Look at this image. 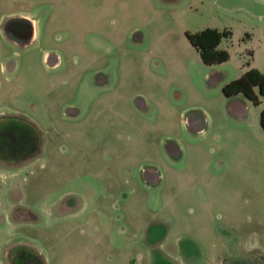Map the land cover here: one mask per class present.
<instances>
[{"label":"rangeland","instance_id":"374dc122","mask_svg":"<svg viewBox=\"0 0 264 264\" xmlns=\"http://www.w3.org/2000/svg\"><path fill=\"white\" fill-rule=\"evenodd\" d=\"M44 1L67 10L51 4L41 36L2 34ZM207 26L230 29L227 60L206 64L187 38ZM251 64L264 66V0H0V115L40 135L35 154L0 161V264L23 248L37 264H264L262 159L218 175L213 143L185 126L203 107L220 116V84ZM171 142L198 146L177 166L204 179L177 192L174 220Z\"/></svg>","mask_w":264,"mask_h":264},{"label":"crops","instance_id":"0c3cea01","mask_svg":"<svg viewBox=\"0 0 264 264\" xmlns=\"http://www.w3.org/2000/svg\"><path fill=\"white\" fill-rule=\"evenodd\" d=\"M51 4H54V9L56 8L55 6H58L60 8L65 7L67 10L65 3H46V1H44L41 6V11L44 12H40L37 19L29 16L28 13H30V11H25L28 13L18 14L24 16L30 21L32 27L31 40L36 36H41L40 25L42 19H45V23H47L48 20L56 18V13L53 12V14L50 15L46 10L51 6ZM35 19L38 20V27L36 26ZM220 43L218 44L219 48H221ZM57 49L60 48H43V60H46L47 55H49L52 51H56V53H54L55 64L52 66H56L53 68H62V62L64 61L62 57L65 56V52L64 50L60 49V51ZM250 66L257 67L264 72V66H260L258 64H251ZM247 67L249 66L243 67L241 65L236 72L237 74H234L235 77L241 74ZM213 79L217 78L213 77ZM220 85L222 90L223 84L221 83ZM223 98L220 116L217 114L213 115L210 110L208 111L206 107H203L202 109L200 108V112L197 113L198 115L191 116L188 121H185V126L188 130L193 131L195 135L199 134L204 141L208 140L213 143V146L210 148L216 155L213 160L214 166L217 169L216 174L221 175L222 172L226 170L227 175H231L237 172L240 167H243V172H245L246 175L248 173L249 175L247 176H250V166L254 167L257 160L255 158V153L259 154L262 162L264 163V129L260 124V111L264 106V98L260 96V102L257 105L253 104L252 101L242 93L225 96ZM137 100L139 103L144 105L142 98H137ZM223 118H228L232 125H230V127H225ZM258 146H260V149ZM197 148L198 146H194L191 143H187L186 146H183L181 144L171 142L168 145V153L170 155L169 162L171 164L167 165V169L169 182L172 183V199L170 200L169 196V206L172 203V212H170V215H173V220L175 216L180 215L178 212L179 210H176L177 199L179 197L177 192H179L181 196L185 197L187 196L186 190L189 186H191L190 189H192L193 184L199 185L204 180L199 166H196L190 172L184 170V166L183 168L177 166L178 162H184L185 165L186 159L185 161L182 159L186 154V149V158H192L196 157L192 152ZM250 152L252 153L251 160ZM239 153H242L243 156H239ZM245 167L247 169V173L245 171ZM143 174L144 178L148 180L158 181L161 178L160 172L155 169V167H150L149 170H145ZM176 182L183 183L184 191H178L179 189H176ZM187 184L189 185L187 186ZM181 198L182 197H180V199ZM190 209L192 210V208ZM191 240L193 242H197L194 238Z\"/></svg>","mask_w":264,"mask_h":264},{"label":"trees","instance_id":"16d2710c","mask_svg":"<svg viewBox=\"0 0 264 264\" xmlns=\"http://www.w3.org/2000/svg\"><path fill=\"white\" fill-rule=\"evenodd\" d=\"M185 33L206 64L220 63L228 59L229 52L224 48H219L218 44L223 37H229L231 35L230 29L224 28L219 30L216 27L207 26L200 30L186 31ZM246 62L248 64V61ZM222 91L226 96L242 93L253 103L258 104L260 102V96L264 98V72L257 67L249 66L239 76L223 83ZM26 123L30 125L31 131L40 137L36 126L28 120ZM260 124L264 129V106L260 111ZM38 144L39 138L33 149L13 158L22 159L35 154L39 148ZM0 154L4 156L3 158L9 157L7 153Z\"/></svg>","mask_w":264,"mask_h":264},{"label":"flooded vegetation","instance_id":"af4514ba","mask_svg":"<svg viewBox=\"0 0 264 264\" xmlns=\"http://www.w3.org/2000/svg\"><path fill=\"white\" fill-rule=\"evenodd\" d=\"M6 20L5 32H2L4 36L20 44H26L31 41L32 27L27 18L22 15L9 14ZM38 138L37 134L31 131L30 125L23 118L10 114L0 115V153L9 155V157L3 158L4 156L0 154L2 161L7 163L23 161L29 156L22 159L13 157H18L22 153L33 149ZM37 256L35 257V253L31 255L29 251L25 253L23 248L13 257L10 256L8 261L9 264H37L36 262H39ZM40 264H43V262H40Z\"/></svg>","mask_w":264,"mask_h":264}]
</instances>
